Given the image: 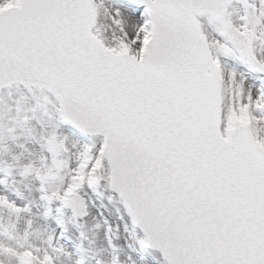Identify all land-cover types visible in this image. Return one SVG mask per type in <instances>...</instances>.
<instances>
[{"label":"snow or ice","instance_id":"obj_1","mask_svg":"<svg viewBox=\"0 0 264 264\" xmlns=\"http://www.w3.org/2000/svg\"><path fill=\"white\" fill-rule=\"evenodd\" d=\"M0 264H264V0H0Z\"/></svg>","mask_w":264,"mask_h":264}]
</instances>
